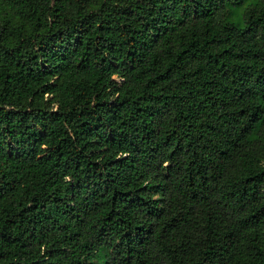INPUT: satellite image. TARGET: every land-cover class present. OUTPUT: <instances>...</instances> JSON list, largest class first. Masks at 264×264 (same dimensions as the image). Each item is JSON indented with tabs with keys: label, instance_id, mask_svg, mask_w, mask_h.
<instances>
[{
	"label": "trees",
	"instance_id": "obj_1",
	"mask_svg": "<svg viewBox=\"0 0 264 264\" xmlns=\"http://www.w3.org/2000/svg\"><path fill=\"white\" fill-rule=\"evenodd\" d=\"M0 264H264V0H0Z\"/></svg>",
	"mask_w": 264,
	"mask_h": 264
}]
</instances>
